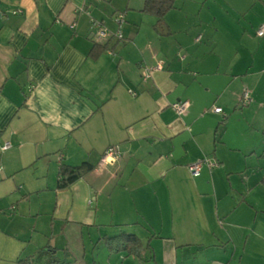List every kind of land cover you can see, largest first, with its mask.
Listing matches in <instances>:
<instances>
[{"label": "crops", "instance_id": "crops-1", "mask_svg": "<svg viewBox=\"0 0 264 264\" xmlns=\"http://www.w3.org/2000/svg\"><path fill=\"white\" fill-rule=\"evenodd\" d=\"M144 1L0 0V200L16 207L0 205V264H264V162L248 161L244 110L212 112L236 111L243 88L261 85L264 36L253 50L245 32L264 25V0H176L165 24L142 14ZM119 12L124 42L95 43L93 22L114 31ZM179 101L190 103L181 116ZM115 145L121 158L100 169ZM205 158L219 167L193 177ZM83 163L93 170L61 188V167ZM124 233L141 240L138 255L109 249Z\"/></svg>", "mask_w": 264, "mask_h": 264}, {"label": "rangeland", "instance_id": "rangeland-1", "mask_svg": "<svg viewBox=\"0 0 264 264\" xmlns=\"http://www.w3.org/2000/svg\"><path fill=\"white\" fill-rule=\"evenodd\" d=\"M260 10L261 9L259 8V11ZM129 12L133 13L132 11H129ZM121 14H123V13L122 12L116 13L117 16L121 15ZM142 14H144V13H142ZM260 14H261V12H259V19H260ZM116 15H115V19H114V21H115L114 22V24H115L114 31L111 30L108 27L107 28L104 27V28L110 33V34L108 33V38L107 39H111V36H112V39L115 42L122 43V42H124V39H120L119 36H121L120 34H123V27L126 24V19H125V16H124L123 23L119 24L117 19H116L117 18ZM133 15H136V14H132L131 16H133ZM145 15L147 17H152V18H148V19L157 20L156 17H154L152 15L151 16L148 15V14H145ZM147 17H146V19H147ZM148 25L149 24L147 22H145L143 24V27H145L147 29ZM104 26H105V24H104ZM159 27H160V25H159ZM159 27H158V29H159ZM247 27H248L247 32H245V35L247 36V39H248L247 46L249 48L251 47L254 50L255 47H256V44H257L256 41L259 39L258 41L260 42L261 38H258V36L256 35L257 30L251 28L250 26H247ZM259 50H260V46H259ZM250 56L251 55H249V54L247 55V60H249V61L251 60ZM261 60H262V67L259 68V75L257 77V80H259V83H260V80H261V85L259 86V89L257 91H255L256 93L254 94V92H252L251 87H247V86L244 87L250 93V96L252 98L251 103L249 105H244L243 102H240V96L242 95L241 93L244 92V88H243V90L241 91L240 95L238 96V101H239L238 104H239L240 107L236 111H233V109H232V111H230V112L228 111V113L223 109V107H221L224 110V114H226V116L220 115V116H223V118L228 119V120L229 119L231 120L233 117H234V119H238V118L241 119L240 116H243V114H241L240 112H241V110L245 111V113H244L245 115L243 117L246 118V121L242 122V131H243V129L245 131H248L249 139L253 143V145H251V146H254V148H256V150H257V154H256L257 156L254 155V157L252 159L249 158L248 161H251V163H254V164H252L253 166L256 165L257 161H259V168H261V167L263 168L262 165H263V162H264V161H262V160H264V156L259 157V154H261L260 152H263V150H264V134H263V131L261 129V124L264 123V79H262L264 73L263 74L260 73L261 72L260 70L264 69V58H262ZM213 107L215 108L216 106H213ZM249 110L251 112H253V113L250 114L251 112H247ZM207 112H210V111H207ZM234 114H236V115L234 116ZM252 115H254V116H252ZM228 116H229V118H228ZM218 118H220V117H218ZM257 126H259V134H257V132L255 131L256 129L253 130L254 128H257ZM221 127H222V125H221ZM233 131H234V126H232L228 130V132L226 133V136L228 138L231 137L230 139H233V136H234V132ZM242 139L243 138H239L240 142L237 143V146H240V148H242V147L244 148V146H245V144L243 142L244 139L243 140ZM233 140H235V139H233ZM243 156H244V154L241 157H243ZM256 166L258 168V164ZM0 171H1V169H0ZM16 187H18V185ZM16 187H15V189H16ZM8 199H9V197H7L6 199H1L0 200V205L3 206V209L5 208L6 212L8 211L10 214H13L16 207L15 206H11L10 205L11 204V200L8 201ZM36 201H40L39 202L40 205H39L37 210H38V212L41 211V214H40L41 215L40 216L41 220H39V222H38V227L42 228L43 226L49 225V218L47 219V216H43L44 210H48V208H49V204H48L49 202L43 196L40 197L39 199H33L32 200V204L33 205L38 204ZM27 205H29V204H26V205L24 204V207L28 208ZM44 206L46 208H44ZM26 223L29 224V222H26ZM56 228L60 229V226L57 223H56ZM85 237H86V248L88 249V254H90V252H92V248L90 247V243L87 240L88 236L85 235ZM43 243L46 245L47 242L44 241ZM96 251L97 250H95V253H98ZM61 258H62V256H61ZM36 259L37 260L34 261V264H48L49 261L51 260L49 257L47 258L45 256H38ZM95 259L103 260V256L101 254H100V256H96V254H95ZM45 261H46V263H45Z\"/></svg>", "mask_w": 264, "mask_h": 264}, {"label": "trees", "instance_id": "trees-1", "mask_svg": "<svg viewBox=\"0 0 264 264\" xmlns=\"http://www.w3.org/2000/svg\"><path fill=\"white\" fill-rule=\"evenodd\" d=\"M176 0H145L144 6L141 9V12L144 14L152 15L157 18L158 24L166 23V16L173 10L175 7ZM97 50L92 51L94 58L102 52H104L105 47L96 48ZM98 51V52H97ZM92 164L83 163L79 166L70 167V166H62L60 169V180L59 186L61 188H67L75 181L80 179L82 176L93 170ZM262 186H264V178L261 181ZM107 244L111 252L118 253L125 251L129 255H138L140 250L142 249L141 240L133 234H121L114 237H108ZM50 247H45L41 250V255L43 253L51 252ZM51 260L48 264H66L55 256H51ZM17 264H34V260L32 257L20 258L17 261Z\"/></svg>", "mask_w": 264, "mask_h": 264}, {"label": "built area", "instance_id": "built-area-1", "mask_svg": "<svg viewBox=\"0 0 264 264\" xmlns=\"http://www.w3.org/2000/svg\"><path fill=\"white\" fill-rule=\"evenodd\" d=\"M117 21L119 24L123 23V19H124V15H118L117 16ZM92 31H93V36H92V40L95 43H100L102 40L107 39L108 37V32L106 29H102V25L100 23L97 22H93V27H92ZM259 37H263L264 36V25H262L258 32H257ZM121 36H119L120 39H124V35L120 34ZM201 37L198 38V40H200ZM163 66L162 63H159L155 68H145L144 72L142 73V76L145 79H150L151 78V73L153 70H162ZM242 95L240 96V102H243L244 105H249L252 101V98L250 96L249 91L244 90L243 93H241ZM172 108L176 111V113L178 115H184L188 109H190V103L189 101H179L175 104H173ZM212 112L215 114H219V115H223L226 116V114H224V110L221 107H215L212 109ZM11 148V144L7 143L2 147V150H8ZM122 156L121 150L119 148V146L115 145V146H111L109 147L106 152L103 154V157L100 160L99 163V168L100 169H104L105 167H107L108 165H112L115 162H117ZM208 167L209 169H214L219 167V163L217 160L215 159H210V158H205L202 159L196 163H192V165L189 166V170L191 172V174L194 177H198L201 172L202 169L204 167Z\"/></svg>", "mask_w": 264, "mask_h": 264}]
</instances>
